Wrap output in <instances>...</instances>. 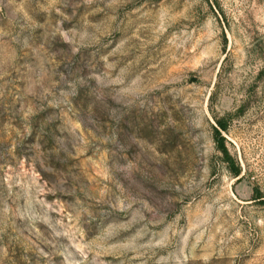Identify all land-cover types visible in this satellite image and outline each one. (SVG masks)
Wrapping results in <instances>:
<instances>
[{
	"label": "rangeland",
	"instance_id": "obj_1",
	"mask_svg": "<svg viewBox=\"0 0 264 264\" xmlns=\"http://www.w3.org/2000/svg\"><path fill=\"white\" fill-rule=\"evenodd\" d=\"M262 200L264 0H0V264H264Z\"/></svg>",
	"mask_w": 264,
	"mask_h": 264
},
{
	"label": "trees",
	"instance_id": "obj_2",
	"mask_svg": "<svg viewBox=\"0 0 264 264\" xmlns=\"http://www.w3.org/2000/svg\"><path fill=\"white\" fill-rule=\"evenodd\" d=\"M226 129L224 125L221 124L220 121L217 122V125L214 127V136L217 141V147L221 152H223L226 159H229L228 152L224 146L223 137L221 136V131ZM237 173V172H236ZM264 203V200H262Z\"/></svg>",
	"mask_w": 264,
	"mask_h": 264
}]
</instances>
